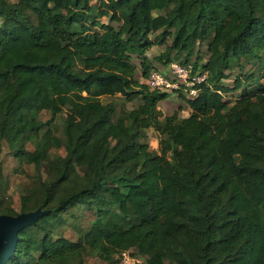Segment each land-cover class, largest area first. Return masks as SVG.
<instances>
[{
    "label": "trees",
    "instance_id": "16d2710c",
    "mask_svg": "<svg viewBox=\"0 0 264 264\" xmlns=\"http://www.w3.org/2000/svg\"><path fill=\"white\" fill-rule=\"evenodd\" d=\"M173 60L208 72L185 116L147 82ZM4 147L0 214H37L7 264H264V0H0V183Z\"/></svg>",
    "mask_w": 264,
    "mask_h": 264
},
{
    "label": "rangeland",
    "instance_id": "374dc122",
    "mask_svg": "<svg viewBox=\"0 0 264 264\" xmlns=\"http://www.w3.org/2000/svg\"><path fill=\"white\" fill-rule=\"evenodd\" d=\"M13 1H17V0H13ZM161 46H157L152 48V50L149 52V58H153L154 55H156L157 53H159L161 51ZM200 55L201 58H206L208 53H207V45L206 44H201V43H197L196 47H195V53L194 55L191 57V59H196V56ZM134 61L137 63L138 66V70H137V77L138 78H142L143 73H144V68H142L141 66V60L138 57L134 58ZM250 65H248L249 67ZM165 66L163 64H159V66L157 67V69H163ZM143 79V78H142ZM237 93H235L234 95H236ZM175 96L174 94H168V96L159 103V107L163 110L164 114H168V113H173L174 111H177L180 113V115L183 116V114H187L189 112L188 109L189 107L186 108V110L182 111V109H180V106L178 107V104H174L173 101H175ZM232 97V96H231ZM109 99H112L115 101L117 107H118V111L121 108H131L132 105L134 104V102L132 101H126L125 98L121 95H116V96H112L109 97ZM180 100H183L182 98H179ZM184 101V100H183ZM60 118H62V115L60 116ZM60 120V119H59ZM148 141L151 145V148L158 153V149H159V135L157 132H155L153 129H149L148 130ZM64 153V152H62ZM1 159L3 162V177L1 179V183H0V198L2 200V202L4 201L5 203L12 201H15V199L17 198V195L22 192V190L29 184V178L22 173L18 166H17V162L16 159L7 152L6 147L3 148L2 152H1ZM133 255V254H132ZM137 258H139V262H142L145 264V258L143 256H139V255H133ZM92 255L88 256L89 259H92ZM138 263V262H137ZM95 264H107V262L102 259V258H97L96 263Z\"/></svg>",
    "mask_w": 264,
    "mask_h": 264
},
{
    "label": "built area",
    "instance_id": "2783aa9c",
    "mask_svg": "<svg viewBox=\"0 0 264 264\" xmlns=\"http://www.w3.org/2000/svg\"><path fill=\"white\" fill-rule=\"evenodd\" d=\"M147 82L151 88L174 92L177 95L183 93L196 97L208 82V72L201 68H195L194 61H171L163 69H153L148 75ZM119 264H136L139 258L130 251H123Z\"/></svg>",
    "mask_w": 264,
    "mask_h": 264
},
{
    "label": "water",
    "instance_id": "95a60500",
    "mask_svg": "<svg viewBox=\"0 0 264 264\" xmlns=\"http://www.w3.org/2000/svg\"><path fill=\"white\" fill-rule=\"evenodd\" d=\"M37 214L10 216L0 214V264H7L15 251L18 231L36 218Z\"/></svg>",
    "mask_w": 264,
    "mask_h": 264
},
{
    "label": "crops",
    "instance_id": "0c3cea01",
    "mask_svg": "<svg viewBox=\"0 0 264 264\" xmlns=\"http://www.w3.org/2000/svg\"><path fill=\"white\" fill-rule=\"evenodd\" d=\"M175 96H177V97H175V101H173L174 102V104H178V107L180 106H184V101L183 100H180L179 98V96L178 95H176L175 94ZM163 101V100H162ZM189 107V106H188ZM185 108H187V106L185 107ZM188 109V108H187ZM186 110V109H185ZM184 111V110H183ZM188 112V111H187ZM167 114V113H166ZM168 114H171V113H168ZM183 116H185V114H183Z\"/></svg>",
    "mask_w": 264,
    "mask_h": 264
}]
</instances>
